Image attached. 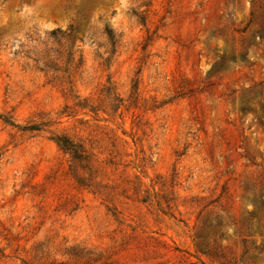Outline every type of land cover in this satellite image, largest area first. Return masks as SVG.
<instances>
[{
  "label": "rangeland",
  "instance_id": "1",
  "mask_svg": "<svg viewBox=\"0 0 264 264\" xmlns=\"http://www.w3.org/2000/svg\"><path fill=\"white\" fill-rule=\"evenodd\" d=\"M0 264H264V0H0Z\"/></svg>",
  "mask_w": 264,
  "mask_h": 264
},
{
  "label": "trees",
  "instance_id": "2",
  "mask_svg": "<svg viewBox=\"0 0 264 264\" xmlns=\"http://www.w3.org/2000/svg\"><path fill=\"white\" fill-rule=\"evenodd\" d=\"M105 30V33L107 34V36H108V39L110 40V41H113V36H112V33H111V31H109L108 29H104ZM51 34H55L56 33V30H51V32H50ZM61 142H62V145L63 146H67V148H75L73 145H72V143L71 142H69L67 139H61Z\"/></svg>",
  "mask_w": 264,
  "mask_h": 264
}]
</instances>
